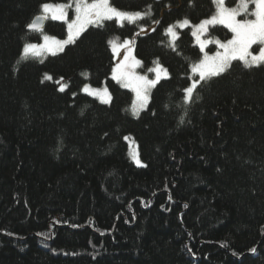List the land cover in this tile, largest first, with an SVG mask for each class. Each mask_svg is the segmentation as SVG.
I'll use <instances>...</instances> for the list:
<instances>
[{"label": "trees", "instance_id": "16d2710c", "mask_svg": "<svg viewBox=\"0 0 264 264\" xmlns=\"http://www.w3.org/2000/svg\"><path fill=\"white\" fill-rule=\"evenodd\" d=\"M67 1L0 0V264H264V64L233 60L185 102L203 51L191 26L174 43L167 29L211 16L212 0H109L142 16L89 24L55 55L24 54L66 37L63 20L29 25ZM205 36L233 33L216 24ZM112 37L135 39L142 71L167 73L137 115L111 77Z\"/></svg>", "mask_w": 264, "mask_h": 264}, {"label": "snow or ice", "instance_id": "6c2138e0", "mask_svg": "<svg viewBox=\"0 0 264 264\" xmlns=\"http://www.w3.org/2000/svg\"><path fill=\"white\" fill-rule=\"evenodd\" d=\"M216 7L215 13L210 17L200 22V24L194 27L198 30L193 32V36L199 39V33H203L207 30V26L221 24L226 26L234 34L232 39L228 40L226 43H221L219 40L215 41L223 52H217L213 56L204 55L203 59L199 63L194 64L192 67V72L198 76V80H193L190 86L184 89L185 92V102L191 103L193 95L198 85L201 82H207L212 77L219 76L225 73L231 66V61L239 60L243 62L244 67H259L264 64V0H239L236 7L229 8L225 4V0H212ZM75 10V19L68 24L69 39L73 38V33L78 35L83 29L85 24L95 23L97 21L111 20L116 18L119 21H130L135 22V20L142 16L140 12L128 13L111 6L109 0H73L72 4H58L50 5L43 4L42 9L44 13H51V18L53 20L63 19L66 16V9L73 7ZM249 5H254V7L249 11ZM244 14L246 17H254V19L245 18L243 20L237 19L238 16ZM47 16L38 17L39 19H46ZM190 24V21L185 19L180 23V27H185ZM37 27L36 21H33L29 25V28L35 29ZM167 33L173 38H177V33L174 31L172 26H169ZM45 44H26L24 46V53L28 54L32 52L39 55L40 52L44 50H51L52 45L47 42L50 40L48 36L43 37ZM68 41H54V45L63 50L64 44ZM113 44L112 41H109ZM129 42L125 41V46ZM206 41H200V48L203 51ZM260 45L258 53L253 54L250 49L253 45ZM115 47V45H113ZM55 55V52H52ZM250 57V58H249ZM128 58L126 57V60ZM133 63H122L117 69H114V79L119 77L126 81L125 86H132L133 91L136 94V99L133 101L132 112L133 115H137L140 109H143L148 103V91L150 88L155 87L160 80L161 71H166L162 69L161 66L157 65L154 71L156 74V79H148L147 76H138L132 73V67L134 65L140 64L139 60L132 58ZM46 79H51L50 76L45 77ZM88 85H85L83 91L88 92ZM60 91H64V86H61ZM99 94V90H98ZM103 95L107 96L104 102L108 103L110 101V93L107 89L103 90ZM181 123H183V118H181ZM127 139V137H125ZM139 163V160H137ZM255 252L256 249H251Z\"/></svg>", "mask_w": 264, "mask_h": 264}, {"label": "rangeland", "instance_id": "374dc122", "mask_svg": "<svg viewBox=\"0 0 264 264\" xmlns=\"http://www.w3.org/2000/svg\"><path fill=\"white\" fill-rule=\"evenodd\" d=\"M88 2L90 3L91 2V0H88ZM73 3V0H69V1H67V2H59V3H47V4H50V5H58V4H64V5H67V4H72ZM238 3H239V0H238ZM237 3V4H238ZM225 4H226V2H225ZM226 6L227 7H229V8H233V7H230V6H228L227 4H226ZM237 6V5H236ZM236 6H234V7H236ZM120 10V9H119ZM123 11V10H122ZM249 11H251V9H250V5H249ZM125 12H128V13H136V12H131V11H125ZM215 13V12H214ZM41 15L42 16H47V18H51V13H44V11H43V9H41ZM75 15H76V13H75V10H74V4H73V7H70V8H67L66 9V16H65V18H63V19H59V20H63V21H65L67 24H69V23H71L74 19H75ZM213 15V14H212ZM211 15V16H212ZM211 16H209V17H207V18H210ZM207 18H205V19H207ZM245 18H249V19H254V17H246L244 14H241L240 16H238L237 17V19H240V20H243V19H245ZM52 19V18H51ZM205 19H203V20H205ZM183 20H185V19H182V20H179V21H176L174 24H172V25H170V26H172L173 28H174V31L176 32V33H178V29L179 28H183V27H180L179 25H180V23L183 21ZM187 20H189V19H187ZM202 20V21H203ZM119 21V20H118ZM125 21V20H124ZM190 21V20H189ZM98 22V21H97ZM121 22V21H120ZM201 22V21H200ZM200 22L199 23H197V24H195V23H192L191 21H190V24L188 25V26H191V29H192V32H197L198 30L194 27L195 25H198V24H200ZM96 23V22H95ZM92 24V23H91ZM89 24H85V26H84V29L88 26ZM209 26H211V25H209ZM209 26H207V28L209 27ZM185 27H187V26H185ZM169 28V27H168ZM83 29V30H84ZM82 30V31H83ZM81 31V32H82ZM80 32V33H81ZM79 33V34H80ZM205 33H206V31L205 32H203V33H199L198 32V35H199V39H197L195 36V41H196V43L199 45V47H200V41L201 40H203V41H206L207 43H205V46H204V49H203V57H204V55L205 54H207L208 56H213V55H215L217 52H223V49L222 48H220L219 46H218V44L215 42V41H217V40H219L221 43H226L227 41H223V40H221V39H219L218 37H206L205 36ZM79 34L78 35H76L75 33H73V38L70 40L69 39V30H68V34L66 35V37H63V38H60V37H56V36H52V35H46V36H48L49 38H50V40L47 42L48 44H50V45H52V47H51V50L49 51V50H44V51H42V52H45V53H52V52H57V51H60V49L59 48H57L55 45H54V41H57V40H59V41H68V43H70V42H72V41H74L78 36H79ZM234 35V34H233ZM170 36V42L171 43H174V41H175V39L176 38H173L171 35H169ZM233 37V36H232ZM232 39V38H231ZM134 38L133 39H126V40H124V41H121V40H119L117 37H112L111 38V41L113 42V44H111V46H112V49H113V51H114V56H115V64H114V66H113V69H112V72H111V77L113 78L114 77V75H115V73H114V69H117L118 67H119V65L120 64H122V63H133V61H132V58L134 57L135 58V60H139L136 56H135V54H134ZM230 40V39H229ZM125 41H128L129 43L127 44V46H125ZM68 43H66V44H64V46H63V48L65 47V45H67ZM29 44H36V45H44L45 44V41H44V39L41 41V42H38V43H29ZM211 44H215L216 45V48H215V50L214 51H210L209 49H208V47L211 45ZM113 45H115V47H113ZM259 47H260V45H253L252 46V48L250 49V51L253 53V54H256V53H258V50H259ZM41 53V52H40ZM25 54V53H24ZM28 54H34V53H32V52H29ZM126 57L128 58L127 60H126ZM203 57H202V59H203ZM250 58V57H249ZM201 59V60H202ZM140 61V60H139ZM200 62V61H199ZM198 62V63H199ZM197 64V63H196ZM157 65H159V66H161V64H159V63H156L153 67H151L150 69H148L147 71H142L140 68H141V62H140V64H138V65H134L133 67H132V73L134 74V75H138V76H147L148 77V79H156V74H155V72L154 71H151L152 69H155L156 67H157ZM162 67V66H161ZM162 69H164L163 67H162ZM165 70V69H164ZM167 73H166V71H161V73H160V77H163V76H165ZM195 75V74H194ZM47 76H50L49 74H47ZM51 77V76H50ZM115 80H117L118 82H120L123 86H125V83H126V81L125 80H123V79H120L119 77H117V78H115ZM194 80V79H193ZM193 80H192V82H193ZM196 80V79H195ZM85 85H88L89 87H88V92L87 93H89V94H92V95H94V96H97L98 98H100L101 100H105V99H108V97L107 96H105V95H103V90L104 89H106L105 87H102V88H96V87H93V86H91V85H89V84H85ZM85 85L82 87V90L84 89V87H85ZM61 86H64V89L66 88V86H67V83L66 82H62L61 83V85H60V88H61ZM126 87V86H125ZM127 88H129V89H131L132 91H133V89H132V86L131 85H129V86H127ZM98 90H99V94H98ZM150 91H151V88L149 89V91H148V96H150ZM133 94H134V100L136 99V94H135V92L133 91ZM148 101H149V99H148ZM148 104V103H147ZM147 104H146V106H147ZM146 106L144 107V108H146ZM143 108V109H144ZM142 109H140L139 110V112L141 111ZM138 112V113H139ZM127 141L129 142V153H130V156L132 157V159L137 163V160H139V163L138 164H140L141 163V161H140V159H139V155H138V147H137V144H136V142H135V140L133 139V137L131 136V135H129V136H127Z\"/></svg>", "mask_w": 264, "mask_h": 264}, {"label": "water", "instance_id": "95a60500", "mask_svg": "<svg viewBox=\"0 0 264 264\" xmlns=\"http://www.w3.org/2000/svg\"><path fill=\"white\" fill-rule=\"evenodd\" d=\"M38 17H43V16L42 15L36 16L33 21H36L37 27L35 29H32V28H30V29L36 31V30H40V29H43L44 28L46 19H39V20H37ZM33 21H32V23H33Z\"/></svg>", "mask_w": 264, "mask_h": 264}]
</instances>
